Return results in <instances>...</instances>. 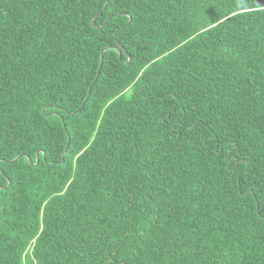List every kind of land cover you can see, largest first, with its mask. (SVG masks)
Here are the masks:
<instances>
[{
	"label": "trees",
	"instance_id": "1",
	"mask_svg": "<svg viewBox=\"0 0 264 264\" xmlns=\"http://www.w3.org/2000/svg\"><path fill=\"white\" fill-rule=\"evenodd\" d=\"M0 264H264V0H0Z\"/></svg>",
	"mask_w": 264,
	"mask_h": 264
}]
</instances>
